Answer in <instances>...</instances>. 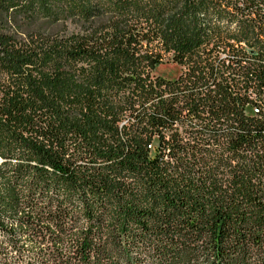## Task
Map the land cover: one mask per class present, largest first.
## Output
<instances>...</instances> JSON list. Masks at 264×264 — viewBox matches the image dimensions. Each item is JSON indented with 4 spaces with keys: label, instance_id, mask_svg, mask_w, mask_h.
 I'll return each instance as SVG.
<instances>
[{
    "label": "trees",
    "instance_id": "1",
    "mask_svg": "<svg viewBox=\"0 0 264 264\" xmlns=\"http://www.w3.org/2000/svg\"><path fill=\"white\" fill-rule=\"evenodd\" d=\"M10 218L37 264H264V0H0Z\"/></svg>",
    "mask_w": 264,
    "mask_h": 264
},
{
    "label": "rangeland",
    "instance_id": "2",
    "mask_svg": "<svg viewBox=\"0 0 264 264\" xmlns=\"http://www.w3.org/2000/svg\"><path fill=\"white\" fill-rule=\"evenodd\" d=\"M183 70L184 69L177 64H174L171 61H166L157 68L155 74L168 79H176L182 74ZM2 221L4 227L17 226V222L11 218L9 220L0 219V222ZM23 243L26 248L23 249L24 251L21 257L19 254V233L15 239H11L10 235L0 229V264H25L26 262L37 264V258L43 254V256L46 255L47 251H44L45 248L42 245L38 243L35 244L27 238L23 240Z\"/></svg>",
    "mask_w": 264,
    "mask_h": 264
}]
</instances>
